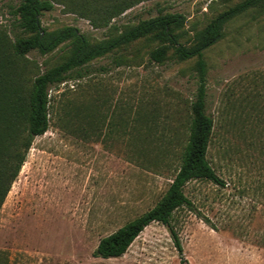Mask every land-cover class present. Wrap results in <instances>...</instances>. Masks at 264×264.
Returning <instances> with one entry per match:
<instances>
[{
    "label": "rangeland",
    "instance_id": "374dc122",
    "mask_svg": "<svg viewBox=\"0 0 264 264\" xmlns=\"http://www.w3.org/2000/svg\"><path fill=\"white\" fill-rule=\"evenodd\" d=\"M119 1L51 0L38 18L46 32L70 25L95 43L174 13L182 17L178 40L190 44L241 0H138L108 18ZM18 3L0 0V87L23 95L34 75L70 55L72 42L12 57L2 44L21 33ZM83 5L87 17L79 14ZM96 12L103 19L95 25ZM158 44L137 39L49 89L48 128L32 139L0 207V264H264V15L255 11L224 23L203 52L205 109L214 119L206 155L224 185L185 184L192 206L170 219L181 253L167 226L152 221L122 255L92 254L102 236L160 198L188 136L195 58L177 60L170 49L152 61Z\"/></svg>",
    "mask_w": 264,
    "mask_h": 264
},
{
    "label": "trees",
    "instance_id": "16d2710c",
    "mask_svg": "<svg viewBox=\"0 0 264 264\" xmlns=\"http://www.w3.org/2000/svg\"><path fill=\"white\" fill-rule=\"evenodd\" d=\"M136 2L138 0H121L111 5L108 18ZM84 6L79 14L87 17ZM51 8V0H19L13 13L16 16L14 25L21 33H15L12 40L2 44L15 58H21L31 50L40 54L48 53L66 40L72 42V49L64 60L34 75L25 94L19 95L15 89L2 91L0 87V207L25 160L32 139L48 128L49 89L63 81L87 74V66L91 60L142 37H149L159 42L148 53L152 61H163L170 49L177 60L195 58L196 89L189 103L188 136L180 153L178 167L160 198L152 207L102 236L92 254L101 258L122 255L142 229L152 221L167 226L175 247L181 253L178 235L170 219L179 207L192 206L184 193L185 184L199 179L224 185L223 179L215 172L206 155L214 119L205 109L206 64L203 52L222 36V27L227 21L248 11L264 15V0H241L227 7L195 32L190 44L180 42L174 31L182 23V17L178 14L160 13L140 20L115 35L90 43L74 26L67 25L46 32L41 27L38 16L41 11ZM95 14L97 15L92 22L96 25L97 20L101 21L103 17L98 12ZM203 218L205 222H209L206 217ZM181 264H184L183 259Z\"/></svg>",
    "mask_w": 264,
    "mask_h": 264
}]
</instances>
